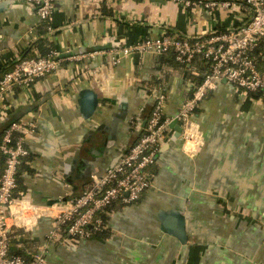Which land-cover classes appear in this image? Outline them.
Returning a JSON list of instances; mask_svg holds the SVG:
<instances>
[{"label":"crops","instance_id":"0c3cea01","mask_svg":"<svg viewBox=\"0 0 264 264\" xmlns=\"http://www.w3.org/2000/svg\"><path fill=\"white\" fill-rule=\"evenodd\" d=\"M54 3L50 33L32 4L0 0V70L47 47L62 59L55 72L0 96V128L37 124L16 194L39 216L14 241L17 252L34 251L54 212L138 141L145 105L165 93V115L175 117L208 70L204 60L185 64L172 52L132 53L114 64L111 48L164 31L202 37L250 16L246 7L190 13L174 0ZM174 134L141 199L110 212L113 235L50 244L46 264H264V106L221 82L199 102L187 134ZM172 211L185 217L187 241L164 229Z\"/></svg>","mask_w":264,"mask_h":264},{"label":"built area","instance_id":"2783aa9c","mask_svg":"<svg viewBox=\"0 0 264 264\" xmlns=\"http://www.w3.org/2000/svg\"><path fill=\"white\" fill-rule=\"evenodd\" d=\"M30 2L48 32L54 29V0H23ZM193 13L199 9L235 12L246 7L250 16L240 25L214 29L195 38L164 31L157 37L139 38L123 46H114L112 62L132 53L163 55L172 52L177 61L191 63L195 58L204 60L208 70L203 81L188 96L175 117L165 115L167 96L159 93L147 117L138 141L124 153L112 167L102 174H92L88 187L67 200L66 205L54 212L53 225L44 240L34 251H15L21 231L28 233L37 223L39 213L31 202L16 195L19 167L30 155L27 139L37 132L32 120H14L5 129L0 151L4 167L0 173V264H46L50 244L78 243L106 228L100 214L110 215L106 207L114 201L124 205L135 203L153 184L151 167L157 162L161 145L174 133L172 122L176 119L187 134L192 116L207 92L226 80L234 88L264 106V0H174ZM56 51L47 55L23 57L13 64L0 79V96L10 92L17 84H28L38 77L55 72L60 62Z\"/></svg>","mask_w":264,"mask_h":264},{"label":"trees","instance_id":"16d2710c","mask_svg":"<svg viewBox=\"0 0 264 264\" xmlns=\"http://www.w3.org/2000/svg\"><path fill=\"white\" fill-rule=\"evenodd\" d=\"M45 27H46V25H45ZM42 40H43V38H41L40 39V41L39 42H42ZM52 48H49V47H47L46 48V51H44L43 52V54H41V55H47L48 53H49V51L51 50ZM259 62V61H258ZM11 69V67H8V68H4L3 70H0V79L2 78V76H3V74L6 72V71H8V70H10ZM203 80H201L200 82H202ZM196 109H198V107L196 108ZM196 111V110H195ZM12 121H14V120H12ZM11 122H9V124H10ZM9 124L7 125V126H3V127H1L0 128V143H1V141H2V134H3V132L5 131V129L9 126ZM128 150H126V151H123L122 153H121V155L120 156H122L124 153H126ZM30 157L29 156H27V158L25 159V161L22 163V165L24 166V164H28V159H29ZM21 165V166H22ZM4 166V155L2 154V152L0 151V170H1V168ZM20 166V167H21ZM20 167H19V169H20ZM151 173L155 176L156 175V173H157V169H156V163L154 164V165H152V167H151ZM19 174H20V170L18 171V176H17V187H18V180H19ZM17 189V188H16ZM17 195V194H16ZM141 197H142V195L140 196V198L135 202V203H137L140 199H141ZM132 205V204H131ZM128 206H130V205H124V204H122V203H120V202H117V201H114V202H111L107 207H106V209H107V211H115V210H117V209H122V208H124V207H128ZM100 216H101V218L103 219V222H104V224H106V228H102V229H100V230H98V231H96L95 233H94V236L93 237H98V238H101V239H103V238H107V237H110V236H112L113 235V231H112V229L109 227V225H108V223H109V215H107V214H105V213H101L100 214Z\"/></svg>","mask_w":264,"mask_h":264},{"label":"water","instance_id":"95a60500","mask_svg":"<svg viewBox=\"0 0 264 264\" xmlns=\"http://www.w3.org/2000/svg\"><path fill=\"white\" fill-rule=\"evenodd\" d=\"M24 2H27V1H24ZM223 82H226V80H223ZM153 106L154 104H147L144 106L141 116L145 120L143 121L142 126H145L146 121H147L146 117L150 114ZM172 126L175 130L174 136L180 137L182 135V126L178 123L176 119L172 122ZM172 213L175 214L174 217H171V216L166 217V215L163 216L164 223H165V226H164L165 228L164 227L163 228L169 233L175 235L180 240L187 241V235L184 229L185 217L179 211H172Z\"/></svg>","mask_w":264,"mask_h":264}]
</instances>
